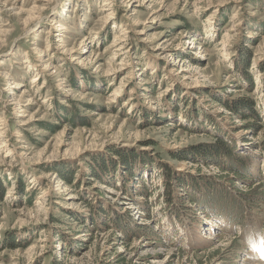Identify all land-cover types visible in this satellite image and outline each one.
Instances as JSON below:
<instances>
[{
	"label": "rangeland",
	"instance_id": "rangeland-1",
	"mask_svg": "<svg viewBox=\"0 0 264 264\" xmlns=\"http://www.w3.org/2000/svg\"><path fill=\"white\" fill-rule=\"evenodd\" d=\"M0 264H264V0H0Z\"/></svg>",
	"mask_w": 264,
	"mask_h": 264
},
{
	"label": "bare ground",
	"instance_id": "bare-ground-1",
	"mask_svg": "<svg viewBox=\"0 0 264 264\" xmlns=\"http://www.w3.org/2000/svg\"><path fill=\"white\" fill-rule=\"evenodd\" d=\"M41 53H42V52H41ZM28 61H29V59H28ZM112 94H113V96H116L117 92L115 91V92H113ZM112 94H111V95H112Z\"/></svg>",
	"mask_w": 264,
	"mask_h": 264
},
{
	"label": "trees",
	"instance_id": "trees-1",
	"mask_svg": "<svg viewBox=\"0 0 264 264\" xmlns=\"http://www.w3.org/2000/svg\"><path fill=\"white\" fill-rule=\"evenodd\" d=\"M220 144H217V146H219ZM220 147V146H219Z\"/></svg>",
	"mask_w": 264,
	"mask_h": 264
}]
</instances>
